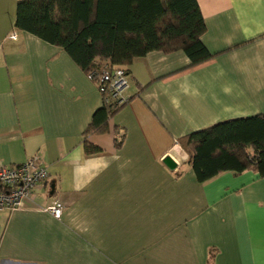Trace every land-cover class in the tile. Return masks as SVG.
Segmentation results:
<instances>
[{
	"label": "crops",
	"instance_id": "0c3cea01",
	"mask_svg": "<svg viewBox=\"0 0 264 264\" xmlns=\"http://www.w3.org/2000/svg\"><path fill=\"white\" fill-rule=\"evenodd\" d=\"M18 1L0 0V165L37 157L48 179L0 211V264H264V177L199 183L180 145L264 115V0H196L211 59L133 60L125 104L86 138L102 96L62 48L14 27Z\"/></svg>",
	"mask_w": 264,
	"mask_h": 264
},
{
	"label": "trees",
	"instance_id": "16d2710c",
	"mask_svg": "<svg viewBox=\"0 0 264 264\" xmlns=\"http://www.w3.org/2000/svg\"><path fill=\"white\" fill-rule=\"evenodd\" d=\"M14 27L62 48L86 74L100 63L126 70L152 51H182L190 67L212 57L201 42L206 27L196 0H19ZM117 109L102 104L84 137L106 132ZM180 145L199 183L224 172L252 170L264 177V115L192 132ZM83 150L102 152L86 140Z\"/></svg>",
	"mask_w": 264,
	"mask_h": 264
},
{
	"label": "built area",
	"instance_id": "2783aa9c",
	"mask_svg": "<svg viewBox=\"0 0 264 264\" xmlns=\"http://www.w3.org/2000/svg\"><path fill=\"white\" fill-rule=\"evenodd\" d=\"M9 37L16 40L15 32ZM102 96L103 104L119 108L125 104L124 90L128 87V75L124 68H113L106 63H100L87 73ZM48 172L37 157L27 159L14 166L0 165V211L12 212L21 207L22 201L32 197L33 191L45 183ZM47 211L53 218L59 220L63 207L54 201Z\"/></svg>",
	"mask_w": 264,
	"mask_h": 264
}]
</instances>
